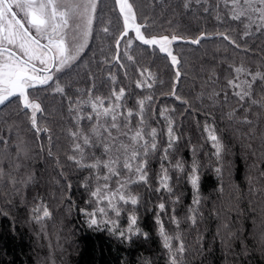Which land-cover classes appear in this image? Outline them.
Returning <instances> with one entry per match:
<instances>
[{
    "label": "trees",
    "instance_id": "16d2710c",
    "mask_svg": "<svg viewBox=\"0 0 264 264\" xmlns=\"http://www.w3.org/2000/svg\"><path fill=\"white\" fill-rule=\"evenodd\" d=\"M129 2L138 23L148 17L149 27L142 32L181 37L183 42L171 45L179 63L173 67L169 57L158 48L140 44L132 32V47H126L127 37L118 47L123 24L115 2L99 0L90 45L71 69L57 76L64 94L53 91L56 79L32 93L42 107L38 126L49 131L37 136L31 113L22 111L17 99L0 107V137L9 142L5 146L0 141V264H170L158 234L157 214L169 235L181 237L186 249L181 264H264V82L258 80L244 101L233 95L248 90L243 82H251L250 73L264 72V29L256 30L259 21L246 29V20L229 19L222 0H202L201 4L193 0L188 10L184 0ZM218 14L222 19H217ZM245 31L250 34L244 35ZM202 33L205 38L199 44L187 43ZM235 68L244 71L237 73ZM229 79L240 87L229 85ZM137 83L142 86L138 88ZM121 88L125 94L117 102L113 92ZM96 97L104 98L101 112L104 107L121 105L116 114L122 127L110 129L115 140L100 127L110 126L111 115L97 121L93 114L92 121L87 119L92 113L90 101ZM140 100L145 102L142 114ZM206 125L222 144L219 159ZM169 126L174 139L171 148ZM141 129L150 152L146 182L138 180L136 163L132 172L123 168V150L116 147L122 142L131 145L130 137ZM153 129L155 151L151 150ZM97 132L111 146L109 153L97 143ZM84 136L96 146H86ZM143 143L140 140L137 146ZM76 144L86 154L84 163L121 157L114 165L121 175L107 182L108 189L102 187L103 180L96 179L97 171L103 175L107 169L81 167L69 160V156L81 159ZM193 160L199 169V204L193 203L194 191L188 182ZM177 161L183 163V172L175 167ZM165 174L170 192L160 185ZM128 180L138 182L121 188ZM98 184L102 192L130 191L138 197L137 205L124 204L117 193L114 203L121 209L117 216L107 200L97 203L91 196ZM161 203L164 211L158 207ZM40 205L48 208L50 217L37 221L33 209ZM101 207L105 214L100 213ZM133 209L136 226L148 234L147 239L133 235L126 240L113 234H127ZM92 210L98 225L89 224ZM193 216L195 223L190 219ZM179 243L172 241L174 247Z\"/></svg>",
    "mask_w": 264,
    "mask_h": 264
},
{
    "label": "snow or ice",
    "instance_id": "6c2138e0",
    "mask_svg": "<svg viewBox=\"0 0 264 264\" xmlns=\"http://www.w3.org/2000/svg\"><path fill=\"white\" fill-rule=\"evenodd\" d=\"M98 0H0V105H5L12 99L18 98L20 105H22V111L27 110L31 113L30 120L33 129H36L37 136L40 132H48L47 128H40L37 123V113L42 112V107L39 102L35 99H30L29 89L43 88L45 85L50 86V82L54 81L55 73L65 72L67 69H71L74 64L80 59L81 54L88 46L89 37L93 32V21L96 16ZM163 0H153V3H161ZM196 4H201L202 0H194ZM206 2V0H204ZM116 6L119 9V14L123 18V31L120 37L116 40V44L119 47L121 40L127 37L126 47L131 48L133 38L129 35L130 32L135 33V40L139 41L140 44L147 46L148 48H158L159 52L165 54L170 58L172 66L175 67L179 61L176 55L171 51V45L180 40L181 37L172 35L171 37L164 36H148L146 32H142V29L149 27L148 17H145L144 23L137 22V15L133 10V4L129 3V0H115ZM193 3V0H184L183 7L188 10ZM224 8L227 9L229 16L228 18L234 21L244 22L245 28L248 29L253 23L259 21L256 30L259 31L264 29V0H222ZM219 8V4H217ZM23 14V19L18 18V12ZM204 11H209L205 8ZM243 18V19H242ZM217 19H222L220 15H217ZM78 21V22H77ZM106 34H110L108 27L102 29ZM248 31H245L244 35H249ZM223 36V39L228 41L237 47L236 42L232 40L228 35L219 33ZM205 38V34H201L195 39L188 40L187 43L199 44L202 39ZM125 55H128L125 53ZM128 59L132 60V57L128 55ZM119 62V61H118ZM237 73L244 71L242 68H235ZM181 73L176 72L177 79L180 78ZM251 82L244 81L247 85L248 90H241L234 92L233 95L237 96L240 101H244L246 97H251V89L253 85L259 80L264 82V72L257 71L250 73ZM59 77H56L55 93L64 94V88L60 85ZM228 84L234 88H239V84H234L232 79L228 80ZM141 83H137V87H141ZM151 86V85H149ZM125 90L121 88L119 93L113 92L115 100L121 101L124 96ZM173 95H175V88L173 89ZM179 99V97H177ZM70 99V98H69ZM151 99V97H148ZM97 101L99 103H97ZM92 113L87 115L89 121L93 120V114L97 118V121L101 116L108 117L111 115L112 123L110 126L107 124L100 125L104 132L108 133L109 137L115 140L112 136L110 129H119L122 127L117 123L116 108L121 107L120 104L114 106L104 107L103 112L100 111V107L104 105V98L96 97L95 100L90 101ZM140 104L141 114L144 111V100L138 102ZM252 103L255 104L257 101L254 99ZM72 105L70 101V111ZM27 112L24 114L27 115ZM129 116L133 113L131 110L128 112ZM81 119L84 117L81 116ZM130 123V122H129ZM171 125V121H169ZM127 126V125H124ZM93 130L96 132V125H93ZM205 131L208 133V139L212 142V146L215 149V154L219 159L222 144L220 143L215 132L205 126ZM173 129L171 126L168 128L169 144L171 148L174 143L172 136ZM98 136L97 143L103 147L104 153L107 154L110 151V145L105 143V137L96 133ZM72 135L75 137L76 132ZM152 143L151 150H156V130L153 129L151 132ZM84 144L88 147H95L92 140L88 136H84ZM131 145L127 143H121L116 146L117 151L123 150V168L129 172L133 171V163L137 164L135 172L139 173L138 180L146 182L147 173L145 171L147 165V157L149 152V142L144 139L142 135V129L136 131L135 135L130 137ZM140 140H144L142 145H138ZM0 141L6 146L9 142L4 141L0 137ZM49 141L51 142V135H49ZM131 148V154L128 155L129 149ZM75 150L81 153V159L77 160L75 156H69V160H73L78 166L88 167L99 170L101 167L107 169V174L100 175L97 171L96 179L103 180L104 189H108V181L113 176H120L121 173L114 167V165L120 163V156L115 158L109 156L107 159L97 158L94 162L84 163L83 159L86 155L80 144L75 145ZM51 149L49 155L51 156ZM165 158H167V149H165ZM18 167V165H17ZM175 167L183 172L184 165L181 161H177ZM220 171L219 168L216 169ZM3 178V172L0 170V179ZM167 174L160 180L162 188L167 189L169 192L171 188L167 183ZM138 181L128 180L121 183V188L125 187L127 183H136ZM188 182L194 191V204H199V169L195 160H193L191 172L188 174ZM14 183V181H13ZM71 187V185H69ZM160 191V188L157 189ZM119 193V200L123 201L124 204L137 205L138 197L132 195L131 192H120L117 189L116 192H102L101 186L98 184L95 191L91 192V196L97 199V203L101 200L106 199L108 201V207L120 215L121 209L114 203L115 197ZM161 211H164L165 204L161 203L158 205ZM101 214H105V209L101 207L99 209ZM133 213L129 215V227L127 234L124 231L113 234H118L121 239L131 240L132 236L143 235L147 239L148 234L142 233L141 230L136 226L137 217ZM194 211V209L192 210ZM34 216L37 221L43 220L50 217L48 208L44 205H40L33 209ZM90 220L89 224L98 225V220L94 213H88ZM193 223H195V217H190ZM173 223L177 226L179 222L175 217L172 218ZM110 221H104L109 223ZM114 224V222H112ZM156 224L158 226V234L162 239L163 247L168 250L170 264H181L183 260V254L186 249L181 240L179 233L175 236L169 235L161 221L159 214L156 217ZM111 230V229H110ZM180 241L179 245L174 247L172 244L173 240Z\"/></svg>",
    "mask_w": 264,
    "mask_h": 264
},
{
    "label": "rangeland",
    "instance_id": "374dc122",
    "mask_svg": "<svg viewBox=\"0 0 264 264\" xmlns=\"http://www.w3.org/2000/svg\"><path fill=\"white\" fill-rule=\"evenodd\" d=\"M114 2H115V0H114ZM98 4H99V0H98V2H97V10H98ZM115 5H116V3H115ZM116 9H117V12H118V14H119V10H118V7L116 6ZM97 10H96V14H97ZM120 15V14H119ZM121 17V16H120ZM95 19H96V16H95ZM95 19H94V21H95ZM121 20H122V24H123V19L121 18ZM94 21H93V25H94ZM138 21V20H137ZM78 22V21H77ZM133 33V32H132ZM156 37H159V36H156ZM169 37H171V36H169ZM91 40H92V35L89 37V41H88V46L90 45V43H91ZM179 42H183V40L182 39H180V40H177V41H175L174 43H179ZM173 43V44H174ZM172 44V45H173ZM87 46V47H88ZM87 49V48H86ZM86 49L84 50V52L81 54V57H82V55L85 53V51H86ZM80 57V58H81ZM55 80V79H54ZM52 84V82H50V85ZM45 87H49V85H46ZM30 99H32V97L30 98ZM33 99H35V98H33ZM37 102H38V100L37 99H35ZM8 103V102H7ZM18 103H19V100H18ZM19 105H20V103H19ZM3 105H0V107H2ZM20 107H21V109H22V105H20ZM106 200V199H105ZM95 206H97V203H95V205H94V207ZM89 213H94V214H96L95 212H94V210H92L91 212H89Z\"/></svg>",
    "mask_w": 264,
    "mask_h": 264
},
{
    "label": "flooded vegetation",
    "instance_id": "af4514ba",
    "mask_svg": "<svg viewBox=\"0 0 264 264\" xmlns=\"http://www.w3.org/2000/svg\"><path fill=\"white\" fill-rule=\"evenodd\" d=\"M17 12H18V18H20V19H23V14L22 13H19V10H17ZM59 74H61V73H55L54 74V79H56V77L59 75ZM46 86V85H45ZM45 86H43V88H46ZM43 88H37V89H29V95H30V98H31V96H32V93L35 91V90H39V89H43ZM15 99H17V101L19 100L18 98H13L12 100H15ZM33 99V98H32Z\"/></svg>",
    "mask_w": 264,
    "mask_h": 264
},
{
    "label": "water",
    "instance_id": "95a60500",
    "mask_svg": "<svg viewBox=\"0 0 264 264\" xmlns=\"http://www.w3.org/2000/svg\"><path fill=\"white\" fill-rule=\"evenodd\" d=\"M130 3V2H129ZM119 10V9H118ZM122 18V17H121ZM123 19V18H122ZM121 35V34H120ZM133 35H134V37H135V33L133 32ZM139 42V41H138ZM140 43V42H139ZM171 47V46H170Z\"/></svg>",
    "mask_w": 264,
    "mask_h": 264
}]
</instances>
